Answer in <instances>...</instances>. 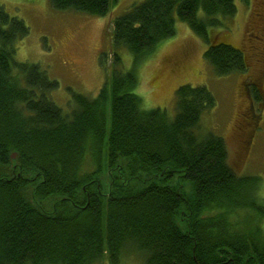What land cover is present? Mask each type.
Returning <instances> with one entry per match:
<instances>
[{"label": "trees", "instance_id": "1", "mask_svg": "<svg viewBox=\"0 0 264 264\" xmlns=\"http://www.w3.org/2000/svg\"><path fill=\"white\" fill-rule=\"evenodd\" d=\"M51 1L94 16L111 5ZM237 10L236 0H143L115 20L114 45L140 61L181 20L218 75L243 72L244 52L212 33ZM29 33L0 2V264H122L127 250L145 264H264L261 178L230 165L222 136L200 133L217 105L207 86H180L170 118L145 107L138 74L115 53L109 90L74 94L65 114L50 97L59 83L16 61Z\"/></svg>", "mask_w": 264, "mask_h": 264}, {"label": "rangeland", "instance_id": "2", "mask_svg": "<svg viewBox=\"0 0 264 264\" xmlns=\"http://www.w3.org/2000/svg\"><path fill=\"white\" fill-rule=\"evenodd\" d=\"M143 0H111L105 16L76 10H61L51 0H0L7 12L30 28L18 41L16 61L38 64L59 86L50 97L65 114L73 106V95L96 96L111 85L119 69L135 70L138 93L147 109H166L176 114V92L180 86H207L217 105L201 120L200 133L222 136L228 145L229 163L240 175L261 178L264 197V2L236 0L237 13L211 29L213 35L244 52L247 69L218 75L206 59L208 45L186 22L177 21L174 36L162 40L144 59L136 61L126 47L114 45V22L133 4ZM203 16V11L200 12ZM122 264H145L142 254L125 251ZM107 258V255H106Z\"/></svg>", "mask_w": 264, "mask_h": 264}, {"label": "water", "instance_id": "3", "mask_svg": "<svg viewBox=\"0 0 264 264\" xmlns=\"http://www.w3.org/2000/svg\"><path fill=\"white\" fill-rule=\"evenodd\" d=\"M13 156L16 157V154H14Z\"/></svg>", "mask_w": 264, "mask_h": 264}, {"label": "flooded vegetation", "instance_id": "4", "mask_svg": "<svg viewBox=\"0 0 264 264\" xmlns=\"http://www.w3.org/2000/svg\"><path fill=\"white\" fill-rule=\"evenodd\" d=\"M261 2H264V0H263V1H261Z\"/></svg>", "mask_w": 264, "mask_h": 264}]
</instances>
